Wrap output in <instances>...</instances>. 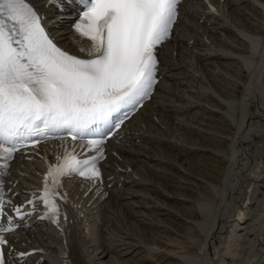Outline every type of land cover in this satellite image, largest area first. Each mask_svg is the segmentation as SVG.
<instances>
[{
    "label": "bare ground",
    "instance_id": "obj_1",
    "mask_svg": "<svg viewBox=\"0 0 264 264\" xmlns=\"http://www.w3.org/2000/svg\"><path fill=\"white\" fill-rule=\"evenodd\" d=\"M30 1L61 43L90 44L72 29L71 13ZM183 8L160 52L156 96L114 143L105 183L88 190L67 179L64 231L35 222L15 235L19 244L39 243V264H138L148 250L173 264H264V0H187ZM195 107L220 122L207 127L197 112L188 117ZM183 143L204 159H186ZM54 145L44 146L42 160ZM39 169L37 160H16L15 189L33 188ZM148 222L166 231L153 233Z\"/></svg>",
    "mask_w": 264,
    "mask_h": 264
},
{
    "label": "snow or ice",
    "instance_id": "obj_2",
    "mask_svg": "<svg viewBox=\"0 0 264 264\" xmlns=\"http://www.w3.org/2000/svg\"><path fill=\"white\" fill-rule=\"evenodd\" d=\"M65 0H61L64 3ZM71 3V0H68ZM84 8L73 25L81 38L82 55L58 47L27 0H0V160L6 171L21 149L35 148L50 134L65 132L72 141L88 139L94 155L80 158L76 146L49 163L39 194L21 205L0 195V264H7L6 233L16 228L6 204L21 219L45 208L41 219L59 224L58 200L67 201L62 178L79 175L100 180L99 162L108 132L148 99L157 82L156 49L172 32L180 0H79ZM31 206V211H26ZM67 218L65 214V219ZM36 251V250H33ZM32 255L19 251L12 264Z\"/></svg>",
    "mask_w": 264,
    "mask_h": 264
},
{
    "label": "rangeland",
    "instance_id": "obj_3",
    "mask_svg": "<svg viewBox=\"0 0 264 264\" xmlns=\"http://www.w3.org/2000/svg\"><path fill=\"white\" fill-rule=\"evenodd\" d=\"M188 66V68H187V70H186V73H187V75H188V77L192 80L193 78H194V74H192L189 70H191V66L190 65H187ZM190 73V74H189ZM193 75V76H192ZM220 83V82H219ZM198 89H200V87H198ZM196 109H198V108H196ZM196 109L195 110H193L192 112H191V115H193V114H195V113H193L194 111H196ZM200 112H198V115L200 114V116H198L200 119H202L201 121H204V124L208 127V126H213L214 125V122L215 123H219L220 122V119H219V116L218 115H213V114H211L209 111H207V110H203V108H202V110H201V108H200V110H199ZM202 112V113H201ZM193 113V114H192ZM209 113V114H208ZM191 115H189V116H191ZM188 116V117H189ZM204 116V117H203ZM187 118V117H186ZM185 118V119H186ZM188 120H189V118H187ZM206 119V120H205ZM182 128V129H181ZM181 129V130H180ZM183 127H180L179 128V130H178V132L179 131H183ZM185 131V130H184ZM190 136L192 135V134H189ZM192 140L194 141L195 140V138H192ZM186 143V142H185ZM185 143H183L182 144V146H181V150L183 149H185L184 151L182 150V152L184 153V155H185V157H186V159H189V161L190 160H192L193 162L194 161H197L198 159L200 160V159H204V158H201L202 156H203V154H202V156H201V153H196L194 150H190V148L191 147H188V146H186L185 145ZM188 143V142H187ZM186 143V144H187ZM185 147H184V146ZM188 145L190 146H193L192 144H190V143H188ZM195 152V153H194ZM191 155V156H190ZM193 156V157H192ZM195 156V157H194ZM198 157V158H197ZM194 160H193V159ZM197 158V159H196ZM196 159V160H195ZM188 165H189V163H187L186 164V166H185V168H186V170H187V167H188ZM180 174L182 173V172H179ZM179 173H177V181H178V185H177V187H181L180 188V190H179V192H181V193H183L184 194V192L186 191V189L187 188H185L187 185H186V183H187V180H186V175L184 176V173H182L181 175V177H179L180 175H179ZM184 178V180H182V179ZM181 179V180H180ZM179 181H182L181 182V184H182V186L183 185H185V186H181V184L179 183ZM188 184V183H187ZM185 188V189H184ZM177 189H179V188H177ZM183 189H184V191H183ZM179 204H177V206H178ZM181 206H183L182 204H180ZM179 205V206H180ZM163 217H166V215L165 216H163ZM144 227H146V229L147 228H151V231H153V233H157V232H160V230H161V228H162V226L160 227H157V226H155V224H151L150 223V227H149V222L147 223V224H145V225H143ZM155 227V228H154ZM157 228H160V230H156ZM166 228H167V226L165 225L162 229H163V231L161 230V232H165L166 231ZM153 229V230H152ZM153 247L157 250V248L159 249V247L157 246V245H154L153 244ZM157 247V248H156ZM177 250L179 251L180 250V248H178V246H177ZM144 255V254H143ZM160 258H158V257ZM165 257V258H164ZM144 258H146V259H142L140 262H138V264H173V262H170V260L171 259H167V256L165 255V256H163V255H158V254H156L153 250L151 251V250H148V251H146L145 252V257ZM164 258V259H163ZM162 259V260H161ZM167 259V260H166ZM144 260V261H143ZM150 260V262H148ZM143 261V262H142ZM169 261V262H168ZM142 262V263H141ZM145 262V263H144Z\"/></svg>",
    "mask_w": 264,
    "mask_h": 264
}]
</instances>
